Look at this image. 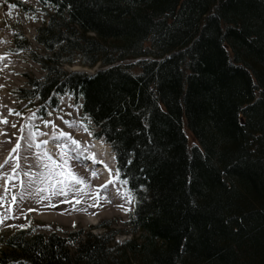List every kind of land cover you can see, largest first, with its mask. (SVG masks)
Segmentation results:
<instances>
[{
	"label": "trees",
	"instance_id": "trees-1",
	"mask_svg": "<svg viewBox=\"0 0 264 264\" xmlns=\"http://www.w3.org/2000/svg\"><path fill=\"white\" fill-rule=\"evenodd\" d=\"M37 1L43 52L13 42L44 74L17 96L40 118L71 97L134 206L121 243L34 224L0 264H264V0Z\"/></svg>",
	"mask_w": 264,
	"mask_h": 264
},
{
	"label": "rangeland",
	"instance_id": "rangeland-1",
	"mask_svg": "<svg viewBox=\"0 0 264 264\" xmlns=\"http://www.w3.org/2000/svg\"><path fill=\"white\" fill-rule=\"evenodd\" d=\"M16 2L30 8L31 11L26 13L18 7H15ZM44 19L45 14L43 10H41V6L37 0H0V45L10 48L11 52L9 51L8 54L13 55L15 59L18 60L20 67L23 68L21 73L14 76L16 82L10 87V91L7 94L11 103L8 105L16 112V115L11 116L15 117L17 122V137L15 138L20 139V143L17 141L14 144L13 141L9 142V145L13 144L14 146H10L13 148L19 144L20 147L24 139H29L30 143H39L38 141H40V144L42 145L44 143L43 146L47 148V140L50 136H53V138L59 141L67 140V138L59 135V132L62 130L69 133L73 139H77L78 134L85 135L86 138H89L88 147H90L94 144L93 142L95 139L92 127H89L86 124L84 118L80 115L78 107L71 97L68 95L58 97L57 107L52 109L45 108L48 116L46 118H40L36 115L38 114V107L32 109L27 107L26 103L20 100L17 96V90L27 85V79L29 77L41 78L44 71L38 63L31 60L30 52L18 50V47L13 42V39L15 36L25 38L30 43L31 49L37 54H41L43 52V48L34 41V36L36 34V29L42 24ZM63 68L68 71H82L86 73H92L96 69L83 67L78 63L73 65H64ZM44 121H52L56 124H45ZM65 121H71L72 123L67 124ZM85 126L88 127V132L84 130ZM89 132L91 135H89ZM13 134L16 135V133ZM186 134L189 145L195 144L196 140L193 135L188 130H186ZM100 141L103 142L105 140L100 138L99 142ZM50 146L56 147L57 145L54 142L53 145L51 144ZM49 155L51 154L49 153ZM29 167L30 169L28 172L30 171V175H34L36 173L35 167H32V165ZM22 168L24 167L20 165L17 168L16 173L23 176V172L26 170L23 171ZM18 169L20 170L18 171ZM109 176L112 178L109 180V185L113 188V194H116V196L122 200V208L118 211L119 214L107 217L86 215L84 217V221L80 220L74 222H60L57 220L41 218L36 216L31 204H28L25 208L24 204L23 207H21L20 200L8 201L7 199H9L10 190L8 187H5V181L9 185L15 186L16 189L19 188V185L15 182V180L10 178L7 180L0 179V192L6 199L0 202V234H8L15 229L35 224V226L40 228L38 230L45 232L55 231L60 236L67 239L87 234L100 235L103 233H114V242H123L125 239L129 238V235L126 233L128 231L126 222L128 221L129 213L133 210V199H129L130 192L127 190L125 184L118 179L116 169L111 166ZM32 180H34L33 176L27 178L26 182ZM12 192L13 190L11 193ZM125 209H130V211H126ZM102 225H107V228L102 227Z\"/></svg>",
	"mask_w": 264,
	"mask_h": 264
},
{
	"label": "bare ground",
	"instance_id": "bare-ground-1",
	"mask_svg": "<svg viewBox=\"0 0 264 264\" xmlns=\"http://www.w3.org/2000/svg\"><path fill=\"white\" fill-rule=\"evenodd\" d=\"M9 51L11 52L9 47L0 45V179H13L19 188L16 189L15 186H11L5 181V187L10 190L7 200L13 201V197H15V200H20L21 207L23 204L24 207L31 204L36 216L60 222L84 221L86 215L107 217L119 214L122 200L113 194V188L107 183L109 182L110 164L111 162L114 164L115 160L114 154L106 142L100 141L102 142L100 143L99 139L95 138L94 144L88 147L89 138L78 134L75 140L80 141L79 148L73 145L71 140L59 141L53 136H47L49 137L47 148L43 146L44 143L41 145L38 140L39 143H30L29 139H24L20 147H10L14 145H9V142L14 141L15 144L19 141L20 143V139L15 138L17 137V122L15 117L11 116L16 115V112L9 111L11 109L8 105L10 98L7 94L10 87L16 82L14 76L21 73L23 68L20 67L18 60L13 55L8 54ZM5 119L6 123L3 122ZM54 142L57 146L51 147L50 145H53ZM14 148L15 151H13ZM48 151L57 161L61 159V151L66 152L69 168L88 181V185L82 189L81 185L72 181L68 190L60 192L59 188L53 189L39 184V175L44 171V165L47 163L45 152L48 153ZM93 154L95 161L91 159ZM5 161L7 162L5 163ZM20 165L24 167L23 171L26 170L22 171L23 176L16 173ZM31 165L36 169L34 175H30V171L28 172ZM93 171L98 175L93 177L91 175ZM32 176L34 180L26 182V179ZM106 183V187H99ZM53 191L58 194L54 195ZM0 197H2L0 202L6 200L1 192Z\"/></svg>",
	"mask_w": 264,
	"mask_h": 264
},
{
	"label": "snow or ice",
	"instance_id": "snow-or-ice-1",
	"mask_svg": "<svg viewBox=\"0 0 264 264\" xmlns=\"http://www.w3.org/2000/svg\"><path fill=\"white\" fill-rule=\"evenodd\" d=\"M9 111H13V110L10 109ZM3 122L6 123L7 122L6 119L3 120ZM44 123L45 124H51L53 122L52 121H44ZM65 123L71 124L72 122L71 121H65ZM80 123H83V122H80ZM13 127H15V125H13ZM84 130L86 132L89 131L87 126L84 127ZM59 135L61 137L67 138L68 140H71V143L73 145H75L77 148H79L80 141L73 139L69 133H66V132L61 130L59 132ZM89 135H91L90 132H89ZM16 147H19V144H17ZM13 151H15V148L13 149ZM60 155H61V159H60V161H57V160L53 159L51 155H49L47 152H45V157L47 158V163H45V165H44V171L41 172L39 175L38 183L41 185H46V186L51 187L53 189L59 188L60 192H64V191L68 190L72 181H75L77 184L81 185L82 189L85 186H87L88 181H86L83 177L78 176L76 173H74L69 168L68 160H67V153L64 151H61ZM75 158L78 159L79 157H75ZM91 159L93 161H95L94 154L91 157ZM6 162L7 161H5V163ZM91 175L93 177H95L98 175V173L93 171V172H91ZM107 183H110V181ZM107 183L105 185H100L99 187H101V188L106 187ZM124 183H127V181H124ZM53 194L55 195L58 193L53 191ZM0 199H2V197H0ZM129 199L130 200L134 199V197L131 194H129ZM13 200H15V197H13ZM125 210L130 211V209H125Z\"/></svg>",
	"mask_w": 264,
	"mask_h": 264
}]
</instances>
